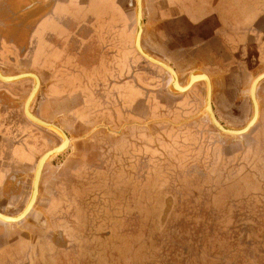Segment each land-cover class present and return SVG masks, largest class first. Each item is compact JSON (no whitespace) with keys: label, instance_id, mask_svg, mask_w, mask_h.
<instances>
[{"label":"rangeland","instance_id":"374dc122","mask_svg":"<svg viewBox=\"0 0 264 264\" xmlns=\"http://www.w3.org/2000/svg\"><path fill=\"white\" fill-rule=\"evenodd\" d=\"M148 1L142 3L145 16L150 15ZM133 6L135 10L134 1ZM155 51L166 58L162 61L176 71L182 86L190 73L206 74L172 40ZM142 65L136 69L150 71L145 75L149 87L135 105L134 119L89 130L87 124L64 126L72 142L50 162L67 165L71 178L79 176L86 186L72 188L69 204L50 199L46 205L54 195L53 174L40 184L37 204L51 217L53 233L36 230L30 248L22 235L11 236L12 225H4L0 250L24 247L30 264H264V81L256 90L257 123L234 137L209 122L204 82L174 92L167 72L144 59ZM211 66L215 115L225 127L241 129L252 117L249 88L260 73L231 76L226 75L229 67ZM20 120L38 130L34 138L39 145L50 150L60 144L55 132L26 117ZM32 175L24 185L23 202L5 205L2 213H19L30 196ZM36 215L39 223H48L44 214ZM29 218L16 224L31 223ZM38 242L57 251L47 257Z\"/></svg>","mask_w":264,"mask_h":264},{"label":"crops","instance_id":"0c3cea01","mask_svg":"<svg viewBox=\"0 0 264 264\" xmlns=\"http://www.w3.org/2000/svg\"><path fill=\"white\" fill-rule=\"evenodd\" d=\"M133 1L0 0V72L38 77L40 86L30 105L35 116L64 130L66 125L87 124L89 130L134 119L135 105L143 101L149 87L145 75L150 76V71L136 69V65L143 66V58L134 48ZM149 7L150 15L143 12L141 47L152 57L166 60L155 50L172 40L181 55H190L206 72L214 74L211 64L229 67L226 74L231 76L264 71V0H150ZM32 87L31 79L0 83V212H5L7 204L23 202L24 185L40 156L49 150L35 140L38 130L20 120ZM96 136L90 137L97 140ZM70 172L65 164L48 161L44 165L40 184L53 174L50 192L54 194L46 205L51 200L69 204L72 188H85L79 176L71 178ZM40 197L39 188L26 217L31 223L0 221V233L4 225H12L11 236L22 235L29 246L36 230L53 233L51 217L37 204ZM37 213L45 215V226ZM36 246L47 257L57 251L39 242ZM23 248L3 246L0 264H30Z\"/></svg>","mask_w":264,"mask_h":264},{"label":"water","instance_id":"95a60500","mask_svg":"<svg viewBox=\"0 0 264 264\" xmlns=\"http://www.w3.org/2000/svg\"><path fill=\"white\" fill-rule=\"evenodd\" d=\"M134 2H135V21H136V35H135V40H134V48L136 52L144 60L161 68L162 70H164L170 75L171 82L169 84V87H170V90L174 92L183 93V92L188 91L195 83L204 82L206 85L204 111L207 115L209 122L212 124V126H214V128L218 132L227 134L229 136L235 137V136H242L246 134L256 124V121H257L258 103L256 101V90H257L258 85L262 81H264V71L260 73L259 75H257L250 84L249 97H250V101L252 104L253 113L248 123L241 129H230V128L225 127L223 124L220 123V121L216 117L214 109L212 107V102H211L212 87H211L210 78L207 74L200 72V71H195L193 73H190L188 75L186 84L184 86H180L176 71L170 65L164 63L161 60H158L152 57L151 55H149L142 49L141 36H142L143 25H144L143 13H142V0H134ZM28 78L33 80V87L24 102V106H23L24 116L30 122L40 127H43L45 129L51 130L55 132L56 134H58L61 137V142L56 147L51 148L50 150L46 151L40 156L36 164V168H35L33 178H32L30 197L26 205L22 209V211L13 216L6 215L0 212V221L4 223H9V224H15V223L21 222L27 217V215L32 210L36 202L37 196H38L40 178H41L44 165L48 161L52 160L54 157L64 154L67 151L70 143L72 142V139L68 137V135L65 133V131L61 127L54 125L52 123L46 122L38 118L31 112L30 105L33 99L35 98L38 92L39 86H40L39 79L35 74L21 73L17 75L7 76V75H3L0 72V81L6 84L17 82V81L28 79Z\"/></svg>","mask_w":264,"mask_h":264},{"label":"bare ground","instance_id":"6f19581e","mask_svg":"<svg viewBox=\"0 0 264 264\" xmlns=\"http://www.w3.org/2000/svg\"><path fill=\"white\" fill-rule=\"evenodd\" d=\"M2 73V72H1ZM29 79V78H28ZM181 86V85H180ZM256 101H257V99H256ZM258 103V102H257ZM258 118H259V104H258V117H257V120H258ZM256 123H257V121H256ZM55 125V124H54ZM223 134V133H222ZM227 135V134H226Z\"/></svg>","mask_w":264,"mask_h":264},{"label":"flooded vegetation","instance_id":"af4514ba","mask_svg":"<svg viewBox=\"0 0 264 264\" xmlns=\"http://www.w3.org/2000/svg\"><path fill=\"white\" fill-rule=\"evenodd\" d=\"M206 74H207L208 76H210V75L212 74V71H207ZM226 75H228V74H226ZM256 99H257V98H256ZM257 102H258V101H257Z\"/></svg>","mask_w":264,"mask_h":264}]
</instances>
